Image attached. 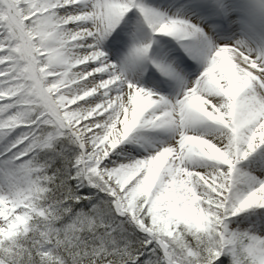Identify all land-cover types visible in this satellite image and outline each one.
I'll return each instance as SVG.
<instances>
[{
    "label": "snow or ice",
    "instance_id": "6c2138e0",
    "mask_svg": "<svg viewBox=\"0 0 264 264\" xmlns=\"http://www.w3.org/2000/svg\"><path fill=\"white\" fill-rule=\"evenodd\" d=\"M0 264H264V0H0Z\"/></svg>",
    "mask_w": 264,
    "mask_h": 264
},
{
    "label": "bare ground",
    "instance_id": "6f19581e",
    "mask_svg": "<svg viewBox=\"0 0 264 264\" xmlns=\"http://www.w3.org/2000/svg\"><path fill=\"white\" fill-rule=\"evenodd\" d=\"M128 145H131V147H135V145H132V144H125V145H121L122 147H126Z\"/></svg>",
    "mask_w": 264,
    "mask_h": 264
},
{
    "label": "rangeland",
    "instance_id": "374dc122",
    "mask_svg": "<svg viewBox=\"0 0 264 264\" xmlns=\"http://www.w3.org/2000/svg\"><path fill=\"white\" fill-rule=\"evenodd\" d=\"M142 86H145V87H147V85H142ZM126 147H131V145H128V146H126Z\"/></svg>",
    "mask_w": 264,
    "mask_h": 264
}]
</instances>
